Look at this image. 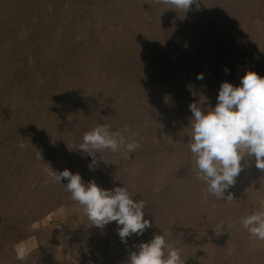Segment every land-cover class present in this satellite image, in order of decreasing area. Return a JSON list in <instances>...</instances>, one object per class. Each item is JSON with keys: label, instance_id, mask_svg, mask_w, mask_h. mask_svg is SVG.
<instances>
[{"label": "rangeland", "instance_id": "rangeland-1", "mask_svg": "<svg viewBox=\"0 0 264 264\" xmlns=\"http://www.w3.org/2000/svg\"><path fill=\"white\" fill-rule=\"evenodd\" d=\"M263 7L199 0L184 12L156 0H0V264H127L134 245L162 231L185 264H206L212 231L206 184L187 146L188 106L215 107L221 83L238 86L247 71L264 76ZM98 124L128 125L142 147L127 159L105 151L103 162L97 153L90 170L92 158L77 148ZM65 169L104 189L126 187L144 201L151 227L124 243L116 222L91 225L53 178ZM243 169L259 170L254 161ZM257 187L253 211L264 203V183ZM224 231L232 245L216 241L220 264L235 251L261 254L248 248L247 231ZM20 241L36 246L23 262L15 258Z\"/></svg>", "mask_w": 264, "mask_h": 264}, {"label": "clouds", "instance_id": "clouds-1", "mask_svg": "<svg viewBox=\"0 0 264 264\" xmlns=\"http://www.w3.org/2000/svg\"><path fill=\"white\" fill-rule=\"evenodd\" d=\"M156 2L184 12L194 4L199 7V0ZM197 79H203L202 74H198ZM188 107L192 115L187 146L194 161L196 179L207 186L203 198L207 201L212 196L231 202L234 197L228 190L243 170L242 162L254 161L255 167L264 171V76L247 71L238 86L228 81L221 83L215 107L203 108L198 102ZM138 136L128 125L112 130L110 125L98 124L82 135L77 149L92 158L89 168L93 170L99 161L104 162L102 152H122L127 159L130 153L139 150L142 145ZM19 148L23 149L24 144L20 143ZM37 155L42 158L39 151ZM53 178L70 194V199L83 208L91 225L103 228L116 222L122 242L127 243V238L133 234L143 235L151 227V221L145 218L144 201L134 199L126 187L104 189L94 180L85 183L79 173L73 174L68 169L54 172ZM64 179L66 184L62 183ZM238 222L250 239L264 241V205ZM168 236L167 231H162L150 241L134 245L138 250L129 254L127 264H185L180 249L168 242ZM34 247L18 242L14 246L15 258L21 262L27 260Z\"/></svg>", "mask_w": 264, "mask_h": 264}, {"label": "bare ground", "instance_id": "bare-ground-1", "mask_svg": "<svg viewBox=\"0 0 264 264\" xmlns=\"http://www.w3.org/2000/svg\"><path fill=\"white\" fill-rule=\"evenodd\" d=\"M262 182L264 183V171L243 169L236 178L235 185L228 190L234 197L231 202L217 200L215 197L209 196L206 201V212L208 223L212 232L209 234V241L207 242L208 245L206 250L208 258L206 264H220L219 257L221 256V252L220 248H217L216 246V241L219 246L222 245L225 250H231L232 242H227L228 244L225 243L222 235L226 228H228V230L232 229L233 231H246L238 221L241 217L252 212L254 209L253 207L259 203L260 200L258 198L256 188H258L257 184L259 185V183ZM240 203L244 206H242L241 209L236 208V210L232 213L233 215H231V212L229 213L228 211H224L226 206L232 204L239 206ZM253 203L254 206H252ZM219 225H224V227L220 228L218 227ZM246 244L248 248H254L255 246L260 248L261 254L256 258H247L243 253V250L235 251L231 253L228 262L230 264H264V241L251 240ZM227 253L229 254V252Z\"/></svg>", "mask_w": 264, "mask_h": 264}]
</instances>
